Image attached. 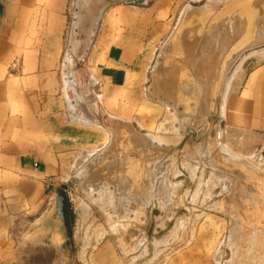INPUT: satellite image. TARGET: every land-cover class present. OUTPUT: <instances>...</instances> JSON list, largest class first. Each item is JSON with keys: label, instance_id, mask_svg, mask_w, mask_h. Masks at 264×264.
Wrapping results in <instances>:
<instances>
[{"label": "rangeland", "instance_id": "obj_1", "mask_svg": "<svg viewBox=\"0 0 264 264\" xmlns=\"http://www.w3.org/2000/svg\"><path fill=\"white\" fill-rule=\"evenodd\" d=\"M235 1L68 0L64 54L70 34V54L85 52L101 29L108 45H142L149 68L133 86L134 109L118 107L119 94L97 107L100 86L89 89L63 55V113L102 136L74 151L57 189L67 195L71 241L61 224L34 223L61 233L53 242L27 238L23 224L16 264H92L101 250L128 264H264V133L242 122L264 99V0ZM256 70L260 84L245 92ZM96 121L108 134L89 125Z\"/></svg>", "mask_w": 264, "mask_h": 264}, {"label": "crops", "instance_id": "obj_2", "mask_svg": "<svg viewBox=\"0 0 264 264\" xmlns=\"http://www.w3.org/2000/svg\"><path fill=\"white\" fill-rule=\"evenodd\" d=\"M67 4L68 0H7L3 5L6 19L0 28V264H16L13 239L19 236L14 231L21 230L23 224L29 230V239H60L61 233L53 229L51 233L45 228L34 230V223L43 218L49 221L55 193L69 173L74 151L80 150L88 137L102 136V131L88 134L86 124L69 121L63 113L64 106L56 97L60 77L64 82L63 55L74 60L77 73L83 71L89 89L100 86L103 94H95L97 107L104 104L107 95L109 104L119 94L115 99L118 107L134 109L133 86L141 84L142 73L149 68L142 45L128 38L108 45V35L101 29L85 52L79 48L70 54L74 46L70 34L64 54ZM253 75L256 82L251 86ZM260 77V71H254L245 92L256 89ZM260 85L262 91L264 83ZM244 114L242 122L248 123L247 128L264 133L263 98H256ZM108 117L114 118L104 117L105 125H109ZM89 125L100 126L105 132L107 129L97 121ZM96 257L98 260L92 264H128L120 262L113 252L104 258L101 250ZM197 260L188 264H198ZM61 262V258L52 259L50 264Z\"/></svg>", "mask_w": 264, "mask_h": 264}, {"label": "water", "instance_id": "obj_3", "mask_svg": "<svg viewBox=\"0 0 264 264\" xmlns=\"http://www.w3.org/2000/svg\"><path fill=\"white\" fill-rule=\"evenodd\" d=\"M237 2V0L235 1ZM235 2L232 4L235 7ZM232 9V6L229 5ZM239 6V4L237 5ZM65 189V188H63ZM67 195L64 191H57L55 193V200L53 202V206L48 213L47 219L52 221L54 224H61L63 227L64 232V239L67 242L71 241V231H70V223H69V216H68V206H67Z\"/></svg>", "mask_w": 264, "mask_h": 264}, {"label": "bare ground", "instance_id": "obj_4", "mask_svg": "<svg viewBox=\"0 0 264 264\" xmlns=\"http://www.w3.org/2000/svg\"><path fill=\"white\" fill-rule=\"evenodd\" d=\"M250 1H251V0H250ZM244 3H245V2H244ZM249 3H250V2H248V3H246V4H243L241 7L248 6ZM229 21H230V20H229ZM260 27H262V26H260ZM263 27H264V26H263ZM254 28H255V27H254ZM74 40H75V39H74ZM76 42H77V41H76ZM77 43H78V42H77ZM77 43H76L75 45H77ZM80 43H81V42H80ZM78 45H79V44H78ZM78 45H77V46H78ZM89 47H90V46H89ZM75 49H76V47H75ZM75 49H74V50H75ZM76 51H77V50H76ZM212 52H213V51H212ZM67 63H68V62H67ZM239 63H240V62H239ZM237 66H238V65H237ZM225 68H227L226 61H224V62L222 63V69H221V70L224 71ZM225 70H226V69H225ZM231 71H233V70H230L229 72H231ZM229 72H228V73H229ZM221 75H222V73H221ZM226 83H227V82H226ZM219 85H220V83H217V84H216V90H219V89H218V88L220 87ZM213 98H214V97H213ZM84 117H85V116H84ZM86 117H88V116H86ZM85 119H86V118H85Z\"/></svg>", "mask_w": 264, "mask_h": 264}]
</instances>
